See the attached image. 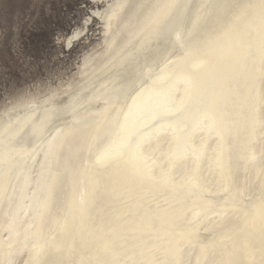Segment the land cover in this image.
<instances>
[{
	"label": "snow or ice",
	"instance_id": "6c2138e0",
	"mask_svg": "<svg viewBox=\"0 0 264 264\" xmlns=\"http://www.w3.org/2000/svg\"><path fill=\"white\" fill-rule=\"evenodd\" d=\"M129 11L137 27L120 47L119 54L127 53L121 55V60L129 62L122 75L106 81L86 100L78 93L69 104L46 109L42 117L36 118L35 112L0 117V197L7 192L13 176L19 179L23 173V183L18 189L14 186V190L21 195L30 192L29 206L34 205L33 216L22 227L14 217L0 226V264H160L137 259L134 247L129 249L103 238L84 246L75 241L66 243L70 223L67 216H60L64 204L58 193L69 170L67 164L61 165V158L68 162L79 161V172L73 178L87 186L94 184L96 174L107 170L133 145L138 149L152 138H162L170 129L174 131L173 125L162 121L180 116L186 101L202 91V73L219 51L217 41L226 45L233 42L231 25L245 23L251 40L252 26L259 22L264 59V0H140L136 4L123 0L102 12L92 11L84 23L99 18L105 20L111 30L112 20ZM78 36L79 33L69 38V44ZM116 43L114 39L109 47ZM130 47H134L137 54L149 53L143 64L127 51ZM157 65H160L158 73ZM117 79L124 82L117 85ZM147 81L151 84H146ZM180 90L183 96L177 105ZM133 92L136 93L132 96L133 103L122 112L117 105H123ZM110 114L111 120L108 119ZM121 116L119 140L109 141L111 126L119 122ZM197 123H203L220 137L214 166L222 182L219 191L214 193L215 199L202 204L200 193L207 189L191 178L186 181L193 189L190 193L192 218L187 222L188 230L179 232L176 239L169 242V252L175 255L184 243L196 241L199 245L196 264H264V226L259 238L238 225L227 228L228 223L239 219L241 211L254 202L250 169L257 160L262 169L258 212L264 220V116L257 118L250 112L248 139L240 142L237 138L234 142L230 131L226 132L218 123L213 101L206 98L205 114ZM257 127L261 131L259 154L254 147ZM225 144L230 149L227 161ZM29 162L38 164V168L33 170ZM160 179L164 183L170 181L167 173H162ZM70 211L75 215V209ZM209 212L222 217V223L206 228L203 233L194 230L192 226L206 219ZM50 221L56 224L55 228ZM77 248L81 251L80 258L72 259ZM171 264L184 262L172 261Z\"/></svg>",
	"mask_w": 264,
	"mask_h": 264
},
{
	"label": "bare ground",
	"instance_id": "6f19581e",
	"mask_svg": "<svg viewBox=\"0 0 264 264\" xmlns=\"http://www.w3.org/2000/svg\"><path fill=\"white\" fill-rule=\"evenodd\" d=\"M101 1L104 2L103 8L99 9L101 12L108 9L110 5L117 6L123 3V0ZM139 2L140 0H130V3L133 4ZM113 10L119 11L118 8ZM109 15H111V11H109ZM99 20L101 22L100 41L88 53L83 55L78 70L74 73L70 85L68 84L65 90H61V87L52 88L49 90L48 95L41 100H38V97L34 94L21 95L16 99V102L2 110L0 117H5V114L13 117L16 115L23 116L32 112H35L36 118L42 117L46 109L54 110L69 104L78 93L83 95L84 100H86L88 96L101 89L106 81H111L122 75L129 62L126 59L121 60V55L127 53L119 54L120 47L136 31L137 22L131 11L119 18H114L111 30L107 28L105 20ZM230 27L233 42L226 45V43L217 41L216 47L219 51L210 59L202 73V91L186 101L184 111L180 116L174 117L171 121H162V123L173 125L175 129L174 131L170 129L166 135L168 140H172V150L169 148L171 151L167 152V154L170 153L169 155L171 153L174 157L185 155V149L189 147L192 133L197 128V121L201 120L205 114L206 98L213 101L218 123L226 132L230 131L234 142L237 138L240 142L248 139L247 122L250 112H253L259 118L258 108L261 103V94H259L261 90L259 91V89L262 88L260 85L264 81L258 72L263 61L259 22L252 26L251 40H249L248 26L245 23L241 22ZM83 31L82 28H78L71 37L77 33L81 36ZM114 39L117 41L116 45L109 47ZM213 39L215 38L213 37ZM127 51L131 52L133 58L140 64H143L145 56L149 54L147 52L137 54L134 47H130ZM159 67L160 65H157V73ZM260 69L263 68L260 67ZM123 82V80L117 79V85ZM146 84H151V81H147ZM82 89L86 92H82ZM261 92H263V89ZM135 95L136 93L133 92L123 105H117V107H120L122 112L127 111V105L133 103L132 96ZM29 105L34 107H29ZM111 118L112 114L109 115L108 119L111 120ZM122 120L123 117L121 116L120 121L111 126L112 133L110 135L114 136L113 141L119 140L118 129ZM129 124L131 125L132 121H129ZM199 126L201 125H198V130H200ZM141 134L144 135L145 133L142 132ZM220 142H214V149L209 148L207 152H205V146H201L196 151L194 150L195 159L191 171L195 175L198 173L201 180H194L207 189V191L200 193L199 202L202 204H207L208 201L215 199L214 193L219 191L222 182L219 170L215 166L212 169L211 164L205 167L204 164L206 163H202L207 158H209L208 162L215 161L211 157L215 153L219 155L218 145ZM150 143L148 149H157L161 143V138H155ZM189 149L191 150V147ZM138 150L133 145L122 158L114 160L107 170L97 173L94 184L87 186L82 184L79 179L73 178L74 174L79 172V161L68 162L64 157L61 158V165L67 164L69 170V174L64 179L58 193L64 204V210L60 216L61 218L67 216L70 223V228L65 236L66 243L72 244L75 241L77 244L84 246L103 238L129 249L134 247L137 253L135 258L137 259L158 261L160 264H171L172 261L196 264L199 249L196 241L184 243L187 244V249L181 250L175 255L169 252V242L175 240L179 232L189 228L187 222L192 218L193 197L190 193L193 189L187 186L186 181L175 182L176 178L181 176L182 173H175L176 176L171 174L173 178L176 177L174 181L170 178L168 183L162 182L161 176L155 177L151 174V169L154 166L152 161L155 159L148 160L146 158L144 160ZM229 150V145L225 144L226 161ZM162 151H165V149L157 152L160 155L163 153ZM191 152L189 153L191 154ZM166 156L168 158V155ZM183 158L185 159V157ZM156 164V168L160 172L164 170L163 165L168 168V164H165V158L164 161H156ZM28 166L33 170L38 168V164L32 162H29ZM250 171L251 193L255 197L254 202L241 211L239 219H233L228 223L227 228L231 229L233 225H238L240 228H247L254 236L259 238L261 227L264 226V220L261 219L258 212L261 185L260 173L262 171L259 160H257L254 167H251ZM165 172L168 173L170 170ZM208 175L214 176L213 185L207 181ZM242 181H245V177H242ZM22 183L23 173L19 179L13 176L7 192L3 197H0V226L6 211L8 214L7 208L9 207L12 209L11 218L14 217L21 227L33 216L34 205L29 206L31 193L25 191L22 195L20 193L18 195L17 191L14 190V186L18 189ZM126 191H129L131 197L135 199L134 201L124 202L125 199H121L126 195ZM16 195L18 199L15 201ZM82 196L83 203H81ZM157 197L160 198L157 199ZM71 209H75V215L70 211ZM218 210L219 206H217ZM188 211L190 212L189 219H185L183 215ZM202 221L204 222L202 227H198V223L193 225L192 228L203 233L206 228L211 229L221 224L222 217L209 212L207 218L202 219ZM50 223L53 228L56 227L54 222L50 221ZM80 254L81 251L77 248L76 254L71 258L78 260Z\"/></svg>",
	"mask_w": 264,
	"mask_h": 264
},
{
	"label": "rangeland",
	"instance_id": "374dc122",
	"mask_svg": "<svg viewBox=\"0 0 264 264\" xmlns=\"http://www.w3.org/2000/svg\"><path fill=\"white\" fill-rule=\"evenodd\" d=\"M103 6V1L95 3L93 0H0V113H2L4 108L16 102V99L21 95L29 96L34 94L38 97H36L38 100H41L48 95L50 89L61 87V90H65L68 84L70 85L74 73L82 62L83 55L88 53L100 41V20L93 18L88 24H85L84 20L93 10L102 9ZM78 28L84 30L83 34L76 39H72L69 44V38ZM262 60L260 67L263 68V71L259 67L258 72L262 80H264V59ZM262 84L264 85V81H262ZM262 84L260 85L262 88L259 89V91L263 89V92H259L261 94V103L258 108L259 118L264 116V110H262L264 109V100H262L264 99V87ZM181 96H183L182 90L177 93V105ZM170 106L176 107V105ZM202 124L198 123V125H201L199 126L200 130H198V125L196 126L198 129L196 128L197 130L195 129L196 131L194 130L192 133L189 147L185 149L186 153L182 156L174 157L172 153L171 155H169L170 153L167 154V152L172 150V140L169 139V142L166 136L161 138V143L157 149H148V145L151 144L150 142L155 137L143 143L138 148L139 150L142 149L138 150V153L144 160L146 158L148 160L155 159L152 161L154 166L151 169V174L155 177H160L162 173H167L165 172L166 170H170L169 174H167L173 181L176 177L173 178L171 174L182 173L181 176L176 178L175 182L177 183L187 181L191 177L193 180L197 179L200 181L201 178L199 179L198 173L195 175L191 171L194 164L195 151L201 146H205V152H207L209 148L214 149V142L220 141V137H218L216 132H210ZM256 135L254 147L257 154H259L261 136L259 127H257ZM108 140L113 141L114 136L110 135ZM190 147L191 150L189 149ZM164 149L165 151H162L163 153L159 155L157 151ZM166 155H168V158ZM217 157L218 155L215 153L211 159L214 161ZM164 158L168 168L170 167L169 165L172 167L168 169L163 165L164 170L160 172L156 168V161H164ZM208 159H204L202 163H206L204 164L205 167L211 164L212 169H214V162H208ZM185 171L186 173H184ZM208 177L207 181L212 183L214 176L208 175ZM125 193L126 195L121 198L125 199L124 202L135 200L131 197L129 191ZM17 194L19 195L18 191ZM159 198L157 197V199ZM17 199L18 196L15 201ZM7 210L8 214L6 211L1 221V226L6 225L7 219L12 217V209L9 207ZM189 215L190 212L188 211L183 216L185 219H189ZM203 224L204 222L201 221L198 227H202ZM184 249H187V244L182 246L181 250Z\"/></svg>",
	"mask_w": 264,
	"mask_h": 264
}]
</instances>
